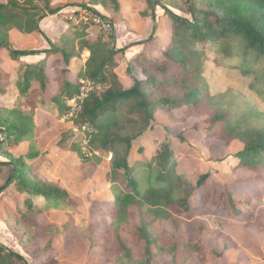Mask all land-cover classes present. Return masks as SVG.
I'll return each instance as SVG.
<instances>
[{"label":"trees","instance_id":"1","mask_svg":"<svg viewBox=\"0 0 264 264\" xmlns=\"http://www.w3.org/2000/svg\"><path fill=\"white\" fill-rule=\"evenodd\" d=\"M0 0V50L7 49L18 63L16 88L19 96L12 107L0 105V178L3 167L9 169L8 187L17 195L10 218L24 226L23 243L32 244L39 235L41 219L50 210L69 203L68 191L43 179L39 169L45 161L36 144L34 102L53 107L59 119L71 112L68 102L81 93L82 81L94 85L79 104V110L68 119L74 128L87 127L89 151L73 147L84 165L95 170L102 155L111 153L112 165L107 174L113 199L101 210L109 221L100 251L103 264H156L170 257V264H207L216 259L226 264L223 249L210 248L203 240L204 226L186 233L180 216L188 214L194 202L215 206L229 218H245L253 205L264 204V112L242 92L228 89L212 94L204 64L215 57L219 67L235 71L248 80L247 89L264 103V0H182L185 16L178 15L161 0H146L142 17L151 18L153 33L138 45V52L127 59L126 75L132 85L126 88L115 70L119 67L114 26L123 22L119 0H104V6L116 23L83 6L113 29L108 34L100 29L96 37L89 34L91 24L70 25L68 31L47 50H16L10 43V31L22 34L40 33V20L48 15H62V7L52 0ZM161 7L169 21V38L165 45L156 41V10ZM89 57L75 73L73 59ZM44 58L37 63L20 61L27 56ZM55 68H58L55 71ZM73 75V78H71ZM9 75L0 70V96L5 94ZM27 102L32 108L25 109ZM170 117L180 112L185 118L205 117V127L194 125L206 139L223 142L227 147L238 142L243 148L234 157L233 170L239 175H252L253 180L240 193L228 187L218 191L209 185L212 175L205 173L193 181L179 172L175 151L169 139L159 143L154 157L144 161L142 177L129 158L135 140L151 128L157 112ZM184 141L183 135H177ZM29 143V153L16 158L11 154L22 143ZM41 200L43 205H39ZM259 225L263 227L261 221ZM49 253L51 252L48 247ZM0 264H28L19 253L0 244Z\"/></svg>","mask_w":264,"mask_h":264},{"label":"rangeland","instance_id":"2","mask_svg":"<svg viewBox=\"0 0 264 264\" xmlns=\"http://www.w3.org/2000/svg\"><path fill=\"white\" fill-rule=\"evenodd\" d=\"M35 1L42 5L41 0ZM119 2L123 17L121 23H116V18L104 6V0H52L53 6L62 7L63 14L48 15L40 20V33L26 35L15 29L11 30V46L16 50L50 49L52 43L62 37L70 25L85 23H93L89 30L92 38L96 37L100 29L113 34L112 27L82 8V5L89 7L116 23L115 48L124 50V53L117 57L119 67L115 73L119 81L129 88L132 82L126 75L127 59L142 49L138 43L151 36L154 23L151 18L142 17L147 7L146 0ZM161 3L174 13L185 16L181 11L184 10L182 0H161ZM156 21L157 40L150 44L151 48L158 44L165 45L169 38V21L161 7L156 10ZM209 56L210 60L204 66L210 92L218 94L228 89L240 91L253 101L259 111L264 112V103L247 89L248 80L238 76L235 71L216 65L212 60L215 57L213 53H209ZM88 57L89 54L83 53L81 60L75 59L73 69H77ZM0 70L3 75L12 76L11 85H7L5 94L0 96V105L10 108L19 96L14 84L18 65L11 60L7 49L0 50ZM23 107L28 110L32 105L25 102ZM33 107L38 134L37 148L45 157L39 174L43 179L67 190L71 198L61 209L50 210L43 215L39 235L32 244L26 246L23 243L27 239L24 226L16 224V219L9 217L13 211V199L20 196L13 188L8 187L9 169L3 167L4 174L0 178V244L22 255L28 264H103L104 257L100 248L109 221L101 217L100 213L108 201L113 199L107 178L112 165L109 157L113 155L95 152V155L102 157L101 164L95 170L91 164L84 165L73 147L79 143L84 154L92 155L88 147L90 141H85L89 136L88 130L74 128L66 118L59 119L53 107L50 108L39 100L34 102ZM205 119L185 118L183 111L173 118L163 111L157 112L151 128L135 140L130 153V165H136L143 177L146 171L144 161L154 157L159 143L167 138L175 151L179 172L187 173L193 181L202 174L210 173V186L216 187L218 191L228 187L232 192L240 193L253 180L252 175H239L233 170L237 163L234 155L243 146L235 142L227 147L223 142L206 139L203 132L192 129L194 125L205 127ZM180 134L184 141L178 140L177 135ZM28 153L27 142L11 151L16 158ZM4 160L0 156V162ZM37 203L43 205L41 200H37ZM180 220L186 233H192L203 225V240L210 248L220 250L227 242L230 243L231 247L225 253L226 264H264L263 203L254 204L253 213L244 219H232L226 213L217 211L214 205H203L198 200L193 203L188 214L180 216ZM259 221L263 227L259 225ZM48 247L51 249L50 253ZM170 263L171 258L166 257L156 264ZM207 264H218V261L212 259Z\"/></svg>","mask_w":264,"mask_h":264},{"label":"built area","instance_id":"3","mask_svg":"<svg viewBox=\"0 0 264 264\" xmlns=\"http://www.w3.org/2000/svg\"><path fill=\"white\" fill-rule=\"evenodd\" d=\"M94 89V85L89 81H82L81 93L74 99L70 100L67 104L71 108V112L65 118L68 120L75 112L79 110V104L87 97L88 93ZM87 129V127H84ZM85 141H88L87 139ZM112 160V156L109 157Z\"/></svg>","mask_w":264,"mask_h":264},{"label":"crops","instance_id":"4","mask_svg":"<svg viewBox=\"0 0 264 264\" xmlns=\"http://www.w3.org/2000/svg\"><path fill=\"white\" fill-rule=\"evenodd\" d=\"M41 23V22H40ZM40 23H39V25H40ZM67 31H65L63 34H65ZM22 34V33H21ZM27 35V34H26ZM31 35H33V34H31ZM10 36H11V31H10ZM63 36V35H62ZM61 38V37H60ZM60 38H57L56 39V41L58 40V39H60ZM55 41V42H56ZM54 42V43H55ZM24 50H27V49H24ZM45 50H47V49H45ZM38 51H42V50H38ZM85 54H89V52L88 51H85L84 52ZM44 58V56L43 55H40V56H27V57H23V58H21L20 59V61H22V62H25V63H37V62H39L40 60H42L43 58ZM41 57V58H40ZM82 58V57H81ZM75 59H78V58H75ZM75 59H73L72 60V62L70 63V69H71V71H72V73H75L76 71H77V69L81 66V65H83L84 63H85V61L88 59H85L82 63H81V65L77 68V69H73V66H72V63L75 61ZM79 60H81V59H79ZM16 63V62H15ZM17 65H19L18 63H17ZM9 77H10V82H9V84L8 85H11V78H12V76L11 75H9ZM17 77H18V73H16V81H17ZM16 81H15V85H16ZM48 106H50V105H48ZM50 108H52L51 106H50ZM53 109V108H52ZM35 120H36V118H35ZM36 128H37V125H36ZM36 133H37V129H36ZM38 135V134H37ZM36 140H37V138H36ZM36 142V144H37V141H35ZM26 143V142H25Z\"/></svg>","mask_w":264,"mask_h":264}]
</instances>
